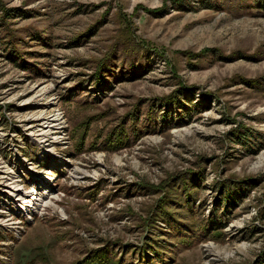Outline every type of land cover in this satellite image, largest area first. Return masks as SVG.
Returning a JSON list of instances; mask_svg holds the SVG:
<instances>
[{
	"label": "rangeland",
	"instance_id": "1",
	"mask_svg": "<svg viewBox=\"0 0 264 264\" xmlns=\"http://www.w3.org/2000/svg\"><path fill=\"white\" fill-rule=\"evenodd\" d=\"M86 263L264 264V0H0V264Z\"/></svg>",
	"mask_w": 264,
	"mask_h": 264
},
{
	"label": "trees",
	"instance_id": "2",
	"mask_svg": "<svg viewBox=\"0 0 264 264\" xmlns=\"http://www.w3.org/2000/svg\"><path fill=\"white\" fill-rule=\"evenodd\" d=\"M104 256H105V252H103V251H101V252H99L98 254H96L95 256H91L90 258H89V260H95V258H99V259H102V258H104ZM109 263H111V262H109ZM108 263V264H109ZM87 264V263H86Z\"/></svg>",
	"mask_w": 264,
	"mask_h": 264
}]
</instances>
